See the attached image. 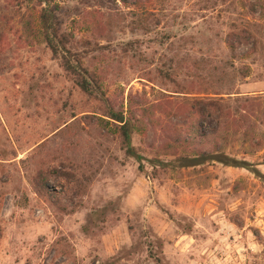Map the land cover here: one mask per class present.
Masks as SVG:
<instances>
[{"label":"rangeland","instance_id":"rangeland-1","mask_svg":"<svg viewBox=\"0 0 264 264\" xmlns=\"http://www.w3.org/2000/svg\"><path fill=\"white\" fill-rule=\"evenodd\" d=\"M140 2L0 0V264H264L263 110L222 147L263 177L146 159L172 157L176 87L264 95V0ZM40 5L96 93L42 41ZM239 27L256 42L231 55L226 32ZM129 94L141 170L107 116L126 115Z\"/></svg>","mask_w":264,"mask_h":264},{"label":"trees","instance_id":"trees-1","mask_svg":"<svg viewBox=\"0 0 264 264\" xmlns=\"http://www.w3.org/2000/svg\"><path fill=\"white\" fill-rule=\"evenodd\" d=\"M38 1L41 4L42 1L47 0ZM119 1L126 6L142 5L141 0ZM37 17L42 41L51 54L58 59L59 65L69 75L72 82L85 93H96L97 84L95 79L91 74L85 72L78 59L69 56V50L64 46L62 35L58 33L57 23L52 11L45 5H40ZM142 19L144 20L145 17ZM131 42L132 40L125 41V48ZM255 42V36L246 27H239L226 32L225 44L231 55H234L239 46L246 49L249 45H255ZM247 69L246 65L242 66L240 70L242 77L247 75ZM164 74L169 77V72ZM172 91L180 93V99L171 114L176 116L177 122H173V124L179 128L181 127V130H178L173 137L174 142L172 145L170 144L172 146L170 152L172 157L159 159L152 156L146 158L147 161L152 165L170 167H188L216 162L226 166L245 167L256 176L263 177V174L252 162L229 154L223 151L222 147L232 134L240 130V127L248 121L251 115H254L256 111L263 110L264 112V101L262 100L264 95L239 94V91L234 89L232 82H229L225 88H221V84H218L216 88L210 90L204 88L197 92L187 91L183 87H176ZM166 94L172 95L171 93ZM131 98L132 96L129 94L126 115H123L122 111L109 108L107 116L117 122L116 127L124 152L133 157L137 163V168L141 170L143 169L141 159L144 156L137 152L131 143V132L134 127L133 119L136 111V106L131 104ZM139 110L144 113L145 108L140 107ZM230 125H234L232 132L229 130ZM242 133L244 134V132ZM256 143L254 142L255 145ZM43 180V178H39L38 185L46 192ZM49 196L52 198L53 194L49 192Z\"/></svg>","mask_w":264,"mask_h":264}]
</instances>
